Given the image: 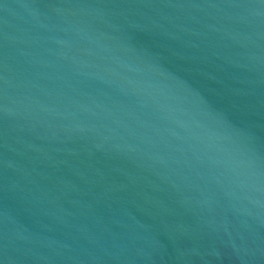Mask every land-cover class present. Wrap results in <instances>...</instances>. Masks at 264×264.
Instances as JSON below:
<instances>
[{
	"label": "water",
	"instance_id": "obj_1",
	"mask_svg": "<svg viewBox=\"0 0 264 264\" xmlns=\"http://www.w3.org/2000/svg\"><path fill=\"white\" fill-rule=\"evenodd\" d=\"M0 264H264V0H0Z\"/></svg>",
	"mask_w": 264,
	"mask_h": 264
}]
</instances>
